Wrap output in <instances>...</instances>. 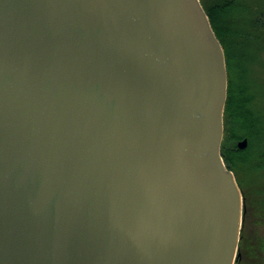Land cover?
I'll use <instances>...</instances> for the list:
<instances>
[{"label": "water", "instance_id": "obj_1", "mask_svg": "<svg viewBox=\"0 0 264 264\" xmlns=\"http://www.w3.org/2000/svg\"><path fill=\"white\" fill-rule=\"evenodd\" d=\"M227 93L200 0H0V264H235Z\"/></svg>", "mask_w": 264, "mask_h": 264}, {"label": "trees", "instance_id": "obj_2", "mask_svg": "<svg viewBox=\"0 0 264 264\" xmlns=\"http://www.w3.org/2000/svg\"><path fill=\"white\" fill-rule=\"evenodd\" d=\"M226 57L228 93L221 153L237 178L245 212L235 264H264V0H200ZM247 137L245 149L237 141Z\"/></svg>", "mask_w": 264, "mask_h": 264}, {"label": "rangeland", "instance_id": "obj_3", "mask_svg": "<svg viewBox=\"0 0 264 264\" xmlns=\"http://www.w3.org/2000/svg\"><path fill=\"white\" fill-rule=\"evenodd\" d=\"M257 80L259 82V84L261 85V87L264 89V68H258L257 70ZM264 99V97L262 98ZM253 177L256 179H260L261 182H264V170L263 171H259L257 174L253 175Z\"/></svg>", "mask_w": 264, "mask_h": 264}]
</instances>
